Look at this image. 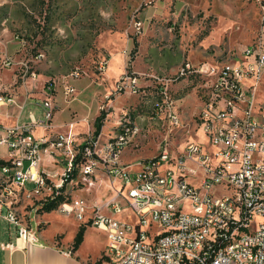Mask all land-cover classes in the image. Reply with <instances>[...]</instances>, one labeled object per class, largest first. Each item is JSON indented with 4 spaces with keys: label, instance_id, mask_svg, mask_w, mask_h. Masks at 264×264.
Wrapping results in <instances>:
<instances>
[{
    "label": "built area",
    "instance_id": "1",
    "mask_svg": "<svg viewBox=\"0 0 264 264\" xmlns=\"http://www.w3.org/2000/svg\"><path fill=\"white\" fill-rule=\"evenodd\" d=\"M261 10L262 31L242 49L240 61L225 64L184 60L174 74H153L145 84H139L136 76L126 71L118 77V89L128 87L142 95L152 92L155 108H150V113L175 126L180 119L169 84L177 79L180 70L198 69V77H189L199 81L200 105L193 121L196 125L197 114H204L205 130L202 141L187 139L177 150L164 145L152 155L129 162L119 160L120 148L116 144L108 142L105 150L98 152L93 148L95 140L90 136L84 139L87 143L81 147L79 174L92 176L100 170L113 183V193L92 203L69 196L55 208L102 228L106 233L104 254L112 264H264V118H256L251 111L264 70V1ZM249 49H256L255 58H247ZM41 56L43 52L38 51L17 62L21 81L27 76L35 78L37 70L33 63ZM11 62V54L0 53V66L7 67ZM105 64L104 55L97 57L95 71L101 73ZM82 73H86L85 68L74 65L65 75L75 78ZM230 75H237L238 83H231ZM41 83L42 94L32 97L41 106L40 118L28 110L27 120L12 125L0 123V147L4 149L0 151V212L4 207L1 215L12 225L15 235L30 243L39 241V236L17 212L15 200L20 188L24 187L28 194H38L37 199L56 192L74 155L80 151L79 144L75 149L70 145L73 120L65 122L64 131H58L59 137L51 136L54 105L49 99L53 98L56 83L54 78L47 77ZM146 85L153 89L145 90ZM60 91L62 98L69 100L74 97L75 88L65 78L61 79ZM213 93L220 96V105L211 110L208 94ZM11 102L12 95L0 81V104ZM261 108L264 111V95ZM120 115L121 132H134L136 127L128 115ZM220 123H227L228 130H221ZM36 125L47 131L34 134ZM49 146L60 147L65 154L64 177L59 182L47 179L49 172L41 164L42 156H37L36 148L48 153ZM44 160L48 162V155ZM150 162L163 163L164 170L148 177L136 174L137 166H145L146 170ZM189 162L200 164L202 175L197 176L196 168ZM192 177L198 182L189 179ZM25 180L31 181L29 187ZM213 188H218V192ZM156 189H164V196H156ZM123 206L130 209L132 219L125 214L124 218L114 216ZM249 212L252 233L245 234L242 241L221 246L224 234L232 231ZM2 245L10 247L11 242Z\"/></svg>",
    "mask_w": 264,
    "mask_h": 264
},
{
    "label": "rangeland",
    "instance_id": "2",
    "mask_svg": "<svg viewBox=\"0 0 264 264\" xmlns=\"http://www.w3.org/2000/svg\"><path fill=\"white\" fill-rule=\"evenodd\" d=\"M263 1L0 0V53L6 52L21 61L31 57L34 50L43 52V56L33 63L37 76L32 80L27 79L25 84L37 90L41 86V78H54L58 92L55 100L58 98L59 103L51 117L49 129L52 137L59 136L57 131H64L67 120H73L70 145L75 149L79 142L91 135L92 119L102 107L106 110L105 118L93 148L103 152L106 143L116 144L120 148L119 160L129 162L152 155L164 145L177 150L187 139H204L193 121L200 105L199 81L190 78L198 77V73L191 74L189 69L182 74L180 70V77L169 84V92L176 98L174 104L180 119L175 126L168 124L165 118L150 113L149 94L140 95L128 87L118 89V77L126 71L134 74L136 81L141 84L151 81L153 74H174L184 60L193 63L201 60L216 63L225 61L226 64L242 60V49L262 31ZM46 2L47 18L40 33L35 23H42L43 17L37 12ZM41 34L43 38H40ZM36 39H40V42L32 47ZM101 55L105 56L106 67L97 73L93 64ZM255 56L256 50L248 51L247 58ZM18 63L16 67L20 69ZM74 65L82 66L86 73L69 78L65 74ZM65 78L75 88V96L68 103L64 102L60 91L61 79ZM0 81L4 87L10 88L20 83L15 75L12 76L11 67L1 66ZM14 92V96L20 97V90ZM255 94L253 105L258 108L263 103L264 70ZM32 99L28 97L23 102L18 112L19 120H27L28 110L32 111L34 117L40 118L41 106ZM49 100L54 105L53 98ZM153 102L151 108H155ZM5 109L14 115L17 104L11 102L9 105H0V115ZM124 111L130 114V123L136 127L134 132H121L120 114ZM0 118L4 123L5 119ZM34 130L35 133L47 131L37 125ZM49 147L52 150L49 151V162L42 159L41 164L49 172L50 177L47 179L59 182L64 177L65 154L60 147ZM0 150L4 149L0 147ZM46 153L44 151L42 155ZM189 163L196 168L197 176L202 175L200 164ZM79 173L80 169L65 181L64 189L70 197H82L92 203L100 202L113 193V183L100 170L92 176ZM189 179L198 182L196 177ZM24 184L29 187L31 181L25 180ZM217 189L213 188V191L218 192ZM37 197L38 194H28L21 187L15 200L20 217L36 234L44 226L43 221L37 218ZM123 214L133 218L127 206H123L122 211L116 212L114 216L124 218ZM40 215L48 221L43 227L46 233L60 228L63 238L70 235L75 222L71 215L57 208L42 211ZM94 228L96 237L103 238V231ZM99 264L112 263L111 259L103 257Z\"/></svg>",
    "mask_w": 264,
    "mask_h": 264
},
{
    "label": "crops",
    "instance_id": "3",
    "mask_svg": "<svg viewBox=\"0 0 264 264\" xmlns=\"http://www.w3.org/2000/svg\"><path fill=\"white\" fill-rule=\"evenodd\" d=\"M15 57L16 56H12V62L9 66H1L3 68L11 67L12 76L15 75L14 70L15 68H17V62L19 61V59ZM44 78L45 76L41 78L40 83L42 82V80H44ZM27 79L32 80L29 76H27L22 81H20V83L13 85L14 87H6L7 92L12 95V102L17 104V109L14 115H10V113H8V110L5 109L0 115L5 119L4 123L0 120L1 124L12 125L14 122L24 121L22 119L19 120L18 117L19 105L22 104L23 101H25V99L28 97H33L35 95L42 94L40 91L41 86L37 90H34V87H30L29 85L25 84ZM147 82H149V80L145 81V83ZM15 90H18V92L19 90L21 91L20 97L13 95V92ZM57 95L58 92H56L55 90L53 94L54 107L51 112V117L53 110L58 106L59 103L57 101L58 98L55 100ZM70 100H72V98H69V100L64 99V102L68 103L70 102ZM34 127V134L39 135L41 132L35 133ZM47 155L48 153H46L45 156L42 155V159H46ZM1 210H4V207L1 208ZM40 213L41 212L38 211L37 218H39V220H42L45 226L48 221H46L47 219L43 218V215H40ZM67 214L74 217L72 213ZM79 223H84V227L82 229V237L81 240L77 243V245L71 248V242L74 236V232ZM43 227L40 228L37 232V235L39 236V241L32 243L22 242L15 235L14 228L12 227V225H10L0 213V264H95L94 260L98 258L101 253H104L103 249L106 244L105 231L99 227L103 231L104 237L98 239V237H96V234L94 233V227L96 226L87 222L86 219L82 220L81 222L75 218L73 229L70 231V235L65 238H63V233L61 232L60 228H56L53 231L46 233ZM99 228L96 227V229ZM56 235H59V237L57 238ZM6 241L11 242L10 247L2 245V243Z\"/></svg>",
    "mask_w": 264,
    "mask_h": 264
},
{
    "label": "trees",
    "instance_id": "4",
    "mask_svg": "<svg viewBox=\"0 0 264 264\" xmlns=\"http://www.w3.org/2000/svg\"><path fill=\"white\" fill-rule=\"evenodd\" d=\"M48 7V2H46L45 6L41 7L39 9V11L37 12V14L40 15V17H43L42 18V23H39L38 21L35 23V28H39V32H43V27L44 26V20H46L47 16H46V13L48 10H46V8ZM38 32V31H37ZM35 34H37L35 32ZM40 38H43V34L40 35ZM25 42V40H24ZM40 42V39H36L32 45V47H35V45L39 44ZM34 49V48H33ZM40 50H34L33 54H35L36 52H38ZM17 70H14L15 71V77L17 80H20L21 81V78L19 76V69L16 68ZM180 77V75L178 76ZM177 77V79H178ZM195 80V79H193ZM16 81V80H14ZM147 89H153L152 87L153 86H150V85H146ZM145 94H149V105H150V108H151V103L152 101L154 100V97L152 95V92L151 93H145ZM144 94V96H145ZM142 95V94H140ZM153 104L155 105V102H153ZM151 111V110H150ZM105 113H106V110H104L102 107H99L98 109V112L95 114L93 120H92V128L90 130L91 132V135H90V139L91 140H95L96 139V136L99 134V128H100V125L103 121V119L105 118ZM121 114H127L128 116H130V114H128V111H125L124 113L121 112ZM119 127V125H118ZM87 142L84 140H82L81 142H79V149L80 151L78 153H76L72 159V165H71V168L70 170L67 171V174L65 175L64 179L61 181V185H59L57 187V191L56 192H52L51 195H48L46 198L44 199H37L38 203H39V206L37 207V211L39 212H42V211H48V209H51V208H55L56 206H59L61 204L62 201H64V198H68L69 195L67 193V191H64V186H65V181L69 178H72L75 174V172L78 170L77 168V165H78V161L82 155L81 153V147L86 144ZM91 144V143H90ZM68 177V178H67ZM84 227V223H79L75 232H74V236H73V239H72V242H71V248L75 247L77 245V243L81 240V237H82V229ZM103 257H106V255H104V253H101L99 255L98 258H96L94 260V263L95 264H99V261L103 258Z\"/></svg>",
    "mask_w": 264,
    "mask_h": 264
},
{
    "label": "bare ground",
    "instance_id": "5",
    "mask_svg": "<svg viewBox=\"0 0 264 264\" xmlns=\"http://www.w3.org/2000/svg\"><path fill=\"white\" fill-rule=\"evenodd\" d=\"M249 50H256V49H249ZM248 51H247V53H248ZM188 70L189 69H182L181 72L183 74V72L188 71ZM189 71H191L190 72L191 74L194 72L198 73V69H196V68L191 69ZM230 78H231V83H238L237 75H230ZM208 95H209L208 96V103L211 104V110L218 109L219 105H220V96L216 95L215 93L208 94ZM253 99H256V98H253ZM253 99L251 102V111H253L256 118H264V111L261 108L262 105H260L257 108L256 105H253ZM196 125H197V128L200 129L201 132L203 133V130H205V116H204V114H197ZM220 129L221 130H228L227 129V123H220ZM36 150H37V156H42V153L45 151L43 148H36ZM50 151H52V150H50ZM48 162H49V152H48ZM71 165H72V163H71ZM137 167H139V168L137 169ZM137 167H136V174H143V177L152 176L153 174L161 173L164 170V164L159 163V162L148 163V167L146 170H145V166H137ZM77 168H78V170L80 169V171H81L80 163H78ZM60 185H61V182H60ZM64 191H66V190H64ZM156 196H164V189H156ZM251 222H252V212L245 213L244 218L241 220V222L237 223L236 226H234L232 231H229V232L224 234V236L221 239V246H228L230 244V241L233 242V241L244 240L245 234L252 233V229L250 226Z\"/></svg>",
    "mask_w": 264,
    "mask_h": 264
}]
</instances>
